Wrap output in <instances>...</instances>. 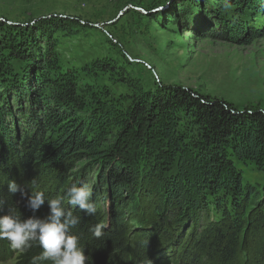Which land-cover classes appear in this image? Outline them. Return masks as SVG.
I'll return each instance as SVG.
<instances>
[{"label":"rangeland","instance_id":"rangeland-1","mask_svg":"<svg viewBox=\"0 0 264 264\" xmlns=\"http://www.w3.org/2000/svg\"><path fill=\"white\" fill-rule=\"evenodd\" d=\"M226 1L0 0V102L10 107L17 122L23 123L30 116L31 89L35 95L46 94L48 99H51L52 90H59L55 96L61 101H53L50 106L66 118H78L86 126L83 133H88V138L95 141L92 149L77 152L70 171L80 175L81 182L90 189L96 186L104 195L99 198L98 210L102 223L107 225L106 230L110 225L106 206L109 189L96 182L97 169L104 159L114 166H121L132 157L136 159L131 166L142 182L137 185L138 195L128 198L130 191L124 194L128 198L126 206L130 208L125 212L123 225L126 238L135 230L151 226L162 233V242L167 244L177 231L170 232L173 223L174 228L181 229L178 236L181 241L220 216V209L211 205L200 214L199 224L190 225L182 219L173 221L168 210L155 215L160 185L175 176L177 158L170 163L157 160L160 152L149 148V142L161 136L152 125L146 126L144 119L158 118L157 111H154L156 115L149 113L152 95L178 86L225 100L237 110L264 112V35L253 37L245 44L223 40V26H232L236 14ZM51 16L67 21L57 26L41 22ZM236 19L249 25H264V13L253 17L250 10ZM21 27L24 29H19ZM20 49L27 52L26 62L9 58ZM31 73L36 80H30L33 87H28L24 84L25 77ZM66 87L71 88V96L76 101L73 105L67 104L72 101H66L69 95ZM137 104H140L139 116L134 120L130 112ZM142 107L144 112H140ZM179 126L183 129L182 121ZM156 143L152 146L164 145L160 140ZM166 151L164 145L162 152ZM235 166L242 174L243 183L261 193L263 171L249 161L235 162ZM26 181L17 182L25 193L15 199L17 204L26 206L27 196L34 191L44 192L45 203L57 198L42 175H34V180L28 184ZM2 212L20 219L26 213L29 217L40 218L29 208ZM76 232L71 229V234L76 235ZM84 234L82 230L78 233L80 240ZM261 235L262 227L252 251L245 253L246 262L262 261ZM79 244L87 257L85 264H107L103 261L105 255L98 253L93 244L87 240ZM5 245H8V253H5ZM37 250L39 256L42 249L38 247ZM37 250L27 256L25 253L30 248L23 252L14 250L9 241L0 239V259L5 256L0 264H33L31 258ZM134 251L129 252L124 247L114 253L112 259L117 264H138ZM201 260L200 264H209V260Z\"/></svg>","mask_w":264,"mask_h":264},{"label":"trees","instance_id":"trees-1","mask_svg":"<svg viewBox=\"0 0 264 264\" xmlns=\"http://www.w3.org/2000/svg\"><path fill=\"white\" fill-rule=\"evenodd\" d=\"M226 2L236 14L232 26H223V40L245 44L253 37L264 35V25H249L236 19L248 10L253 17L263 14L264 0ZM64 21L67 20L51 16L43 18L41 22L57 26ZM21 46L24 47V44ZM26 55L27 52L20 49L15 50L9 58L26 62ZM33 78V73L28 74L24 84L33 87L29 84ZM43 82L42 86L45 85ZM31 90L30 116L23 123L17 122L16 118L12 117L13 111L10 107L7 108L0 102V199L5 201L0 207V216H3L2 211L6 210H28L25 205L15 202L21 193H10L9 181L17 183L27 180L28 184L34 180V175L40 174L47 178L46 184L52 187L53 194L64 197V206L80 217L79 224L73 228L77 230V236L81 230L85 233L79 242L87 240L93 244L98 253L105 255L103 261L107 264H117L112 259L114 253L124 247L129 252L135 249L133 254L137 253L134 256L138 264H200L202 258L209 260V264H264L262 251V261H245V253L252 251L261 227L264 243V186L258 194L253 186L243 183L242 174L235 166V162L249 161L264 173L263 111L237 110L225 100L210 98L179 86L152 95L149 113L152 116L156 115L154 111H157L158 118H149L150 121L144 119V124L153 126L161 139L156 137L164 143L167 151L162 152L164 145L152 146L159 141L157 138H151L149 148L160 152L158 161L170 163L172 159L177 158L175 176L160 185V201L154 206L155 215L168 210L171 212L169 218L174 219L173 221L182 219L181 221H188L190 225L197 222L199 224L200 214L211 205L220 209V216L201 225L198 230L188 235L190 237H184L181 241H178L181 229L174 228L173 223L169 230L177 231L167 244L162 242V233L149 225L148 228L133 231L126 238L123 225L125 212L130 210L126 206L127 199L139 194L137 185L142 181H139L137 171L132 169L131 162L134 157L121 166L110 165L103 158L97 169L96 182L99 186L106 185L109 189L106 206L110 225L108 230L104 229L100 238H95L91 228L97 223H102L98 203L99 198L104 195L98 192L96 186L92 187L90 202L97 207L96 214L92 216L68 205L66 196V190L72 184H83L80 175L70 171L72 158L77 157V152L82 149H92L95 141L88 138V133H83L82 130L86 126L78 118H66L60 111L57 113L54 106H50L53 101H61L60 97L55 96L59 93L58 89L52 90L51 99H48L46 94L35 95L34 89ZM66 91L69 94L66 101H72L67 104H75L71 88L66 87ZM139 105L130 112L134 120L139 116ZM144 109L142 107L140 112H144ZM180 121L184 125L183 129H180ZM126 192L129 194L128 198L124 196ZM46 210L49 212L48 203L41 206L36 213L43 218L48 214ZM28 217L29 214L26 213L22 219ZM33 243L31 242L30 251L25 253L27 256L33 255L39 247L37 242ZM179 246L180 249L177 250ZM8 251V245H5V253ZM37 255L38 250L34 257ZM26 260L29 261L30 257Z\"/></svg>","mask_w":264,"mask_h":264},{"label":"clouds","instance_id":"clouds-1","mask_svg":"<svg viewBox=\"0 0 264 264\" xmlns=\"http://www.w3.org/2000/svg\"><path fill=\"white\" fill-rule=\"evenodd\" d=\"M8 190L10 193L20 191L22 196L25 195L15 181H9ZM66 196L68 205L88 216L96 214L97 207L90 202L92 191L87 184H72L67 188ZM45 200L44 192H31L27 196L26 207L35 213ZM4 203V199H0V207ZM47 203L49 212L43 218L30 216L22 220L11 214L0 216V239L9 241L11 248L21 252L30 248L31 242H37L42 252L33 257V264L40 261H51L52 264H85L87 257L79 244V237L71 234V229L79 224L80 217L64 206V197L48 199ZM106 227V224L97 223L91 228V232L95 238H100Z\"/></svg>","mask_w":264,"mask_h":264}]
</instances>
